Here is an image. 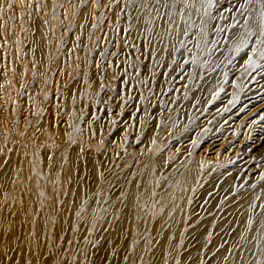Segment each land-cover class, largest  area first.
<instances>
[{"label": "rangeland", "instance_id": "rangeland-1", "mask_svg": "<svg viewBox=\"0 0 264 264\" xmlns=\"http://www.w3.org/2000/svg\"><path fill=\"white\" fill-rule=\"evenodd\" d=\"M132 1L0 0V264H6L13 252L19 253L18 264L24 261L22 219L18 222L21 233L9 235L17 197L19 193L26 197L18 190L20 178L14 173L24 149L38 151L40 168L54 159L52 152L61 158L66 151L92 160L100 157L104 193L98 198L94 188L90 191L100 206L120 189L116 175L123 163L128 165L127 177L136 179L135 160L155 157L161 165L158 174L165 172L166 180V172L178 175L188 161H194L207 176L190 190L186 215L166 219L160 228L157 217L139 228L147 232L150 227L143 251L153 250L167 236L169 249L180 253L176 264H185L188 252L197 245L199 227L221 193L216 181L222 184L226 171L239 159L233 154L264 130L263 114L258 120L240 116L235 129L223 123L236 108L250 75L246 63L241 66L242 75L233 80L230 64L246 51L252 61L264 60L260 18L246 37L236 38V45L229 42L231 32L241 29L239 18L252 0H235L226 10L207 5L199 27L179 29L167 39L163 51L143 50L136 62L133 49L141 48L144 37L158 41L171 33V27L162 24L165 10L161 17L156 15L159 26L154 19L145 29L136 19L137 3ZM144 3L153 6L151 0ZM255 4L262 5L264 0ZM242 43L244 47L238 49ZM212 140L219 144L212 149L219 148L216 152L207 149ZM259 165L254 183L262 187L264 148ZM237 197V192L230 195L234 200ZM96 217L100 222L94 229L79 224L84 250L81 264H124L120 261L124 242L136 225L127 223L120 242L117 225L108 223L110 207ZM67 233L66 228L63 240ZM215 236L206 246L216 243Z\"/></svg>", "mask_w": 264, "mask_h": 264}, {"label": "bare ground", "instance_id": "bare-ground-1", "mask_svg": "<svg viewBox=\"0 0 264 264\" xmlns=\"http://www.w3.org/2000/svg\"><path fill=\"white\" fill-rule=\"evenodd\" d=\"M133 1L135 5L137 3L136 19H140L145 29L154 19L159 26V18L156 15L161 17L162 11L165 10L162 24L171 27V33H165L158 41H149V37H144L141 48L133 49L134 62L143 50H150L153 53L163 51L167 39L173 37L179 29H189L191 25L198 26L199 19L209 3L216 9L224 7L226 10V7L235 2V0H213V3L211 0H151L153 6L148 7L144 0ZM255 1H251L246 14L239 18L238 24L241 29H234L229 36V42L233 46L237 44V37H243L242 34L246 37L247 33L257 27L259 18L261 19V5H256ZM235 17H238L237 12ZM244 44L238 45V49L244 47ZM247 60L249 55L246 51L240 60L234 63L235 66L230 64L228 68L230 78L235 79L242 75L241 66L246 64ZM256 62L253 60L249 66L250 75L246 79L247 83L242 89L236 108L233 111L229 110L224 117L223 123H228V128L235 129L239 124L235 122L240 116L241 119L244 117L250 119L254 116L253 119L256 117L258 120L262 114L264 115V60ZM134 65L137 69L138 64ZM257 126L263 127L261 124ZM259 131L261 132L256 134L242 151L233 154L234 158L239 159L236 165H232V168L226 171L225 181L223 180L221 185L216 181L221 193L210 208L207 206L209 210L207 217L204 215L206 219L202 226L199 227L201 229L196 238L197 245L188 252L189 261L185 264H203L202 256L206 249L208 258L204 264H264V186L254 183L260 166V150L264 148V130ZM215 142L216 140H212L207 149L212 150L219 146L214 144ZM22 155L24 158L14 173L20 178L17 188L23 190L26 197L23 196L24 193H19L17 197V213L13 216L9 235L15 237L21 233L18 222L22 219L23 242L26 247L23 264H81L84 250L83 239L78 235L81 227L79 224L84 223L89 230L94 229L100 222L96 213L109 207L112 217L108 223L117 225L120 242L124 240L123 232L127 223L136 225V229L124 242L123 257L120 256V261L124 260V264H176L181 260L179 251L169 249L170 238L167 236H162L153 250L143 251V243L149 236L150 227L148 226L147 232H140L139 228L157 217L160 228L166 219L171 221L176 216L183 218L186 215V202L190 190L199 179L201 182L207 176L205 169L201 173L194 161H188L178 175H173L171 171L166 172L168 173L164 175L167 176L166 180L162 177L165 172L158 174L161 165L155 157H139L135 160L134 164L138 170L136 179L127 177L128 165L126 167V163H123L116 175V183L120 185V189L108 204L101 203L100 206L90 194L93 188L98 198L104 193V178L100 169L103 161L98 160L100 157L92 160L85 155L80 156L72 151H66L62 155L65 158H61L56 152H52L50 155L54 159L49 161L45 168H40L37 150L24 149ZM199 163L205 165L202 161ZM86 170L91 172L86 174ZM235 192L238 194L236 200L230 198ZM66 228L68 233L63 240ZM212 234H216L217 241L206 246ZM17 254L15 252L9 254L6 264H18Z\"/></svg>", "mask_w": 264, "mask_h": 264}, {"label": "snow or ice", "instance_id": "snow-or-ice-1", "mask_svg": "<svg viewBox=\"0 0 264 264\" xmlns=\"http://www.w3.org/2000/svg\"><path fill=\"white\" fill-rule=\"evenodd\" d=\"M12 5L9 4V7H11ZM211 6V3H209V7ZM245 5L242 4L241 8H244ZM260 17H261V22H262V28H261V36H264V4L261 5V12H260ZM261 43H264V41H261ZM249 65L252 64V59L251 57H249V60L246 62ZM262 178H264V176H262Z\"/></svg>", "mask_w": 264, "mask_h": 264}]
</instances>
